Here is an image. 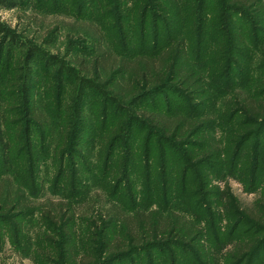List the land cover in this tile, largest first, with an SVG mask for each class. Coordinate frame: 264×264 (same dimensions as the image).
<instances>
[{"label": "rangeland", "instance_id": "1", "mask_svg": "<svg viewBox=\"0 0 264 264\" xmlns=\"http://www.w3.org/2000/svg\"><path fill=\"white\" fill-rule=\"evenodd\" d=\"M108 1L16 0V5L10 6L7 0H0V64L6 69H2V73L21 64V74L26 80L32 77L28 82V86L32 87L31 93L39 104H48V108L51 107L50 116H53L57 108L53 104V93L56 89L49 87L55 81L46 84L42 80L43 69L48 68L46 57L52 62L51 72L56 74L59 70L65 77V90L69 85L68 81L79 84V74L75 72L78 68L82 70L83 76L91 78L94 84L93 87L85 88L84 102L88 108L85 121L89 129L80 138L81 147L77 153L79 156L75 159L72 156L67 158L62 170L64 175L59 179V171L56 172V167L51 163L46 164V157L43 155L45 151L51 154L49 146L56 136V129L53 127L55 123H51L52 117L48 118L52 124L51 131L33 135V148L38 155L36 160L34 159L33 171L28 169L24 175L18 173L17 180L16 175H11L9 167L5 166L6 163L3 164L5 158L0 152V176L3 175L0 179L5 180L11 198L24 196L21 209H35L33 214L10 222L12 225L0 223V264H77L92 233L88 232L90 221H93L99 211L108 207L112 199L118 203L114 198L116 194L123 196L128 208L134 210L156 208L164 213L174 211L177 217L186 223L187 229L193 230L199 237L196 242L183 247L148 250L115 259H109V256L99 252L98 264H236L233 252L235 255L264 241V229L243 219L244 213L249 219L264 223V127L253 125L249 118L238 112L241 107L247 106L257 114L264 110V0H261L262 13L250 16L252 25L249 27L252 35L250 38L245 37V45L240 47L243 50L240 55L231 50L232 54L227 58L223 55L222 61L215 59L211 55L213 45L204 42L202 55L205 53L206 58L202 59L201 66L206 73H201L205 77L206 93L203 96L189 99L186 95L167 89L156 95L152 101H146L136 107L126 102H121L120 106L109 103L108 108L112 112L120 110L122 118L134 121L143 118L142 120L147 122L146 118H151L149 109L155 107L157 110L154 111V120L163 116L162 122L168 123L171 119L169 116L184 115L188 122L195 121L201 125L197 135L185 139L191 145L182 146L181 143L159 140L149 132L147 123L135 121L136 123L128 129L131 131L135 148L129 174L126 180L122 183L115 182V185L112 183V171L124 153L126 139L122 138L121 142L117 143L111 163L107 164L98 143L104 137L105 130H102L101 119L97 118L105 96L109 95L101 88L106 84L107 73L100 70L98 81L92 77L93 65L89 54L99 31L103 32L105 46L112 53L118 55L128 44L129 52L132 55L137 54L141 50V40L134 39L132 30H137L135 35L139 39H142V32L140 25L133 22L136 16L137 20L140 19L136 2L134 4L131 0H123L119 6L117 0H114L115 6L113 4L108 8ZM170 1L173 2H166L165 5L166 8L169 6V14L162 12L158 15V26L148 27V33L156 30L155 32L171 36L177 29L183 33V30L189 28L185 21V5L188 1ZM193 1V4H189L194 7L196 13L198 0ZM143 9L141 7V10ZM206 10L204 16L209 18L212 14L209 3ZM153 13L154 10H149V21H153ZM228 20L230 16H227ZM231 20H235L239 26L245 22L237 16ZM212 25L213 22L210 21L204 24L209 31ZM107 28L112 29L114 43L110 40ZM190 32V64L195 66L201 61L197 45L202 37H199L198 26H192ZM127 36L130 39L128 37L127 40ZM151 38L153 40L154 36ZM29 52L33 58L28 62ZM17 57L21 58V62ZM107 65V62L101 61L99 66ZM230 66L234 68L230 78L227 76L226 82V78L222 79V74L227 72L228 67L230 70ZM21 74L18 75L21 77ZM221 79L223 82L221 81L220 86L212 90L210 83ZM85 84L89 85L87 81ZM126 87L124 83H120L118 92L123 94V88ZM255 117L259 116L253 118ZM45 132L50 139L43 142L47 136ZM247 137L249 139L244 141ZM148 139H151L149 146ZM137 140L139 143L135 145ZM165 140L170 142L171 139L168 137ZM148 147H152L151 165L144 157ZM162 148L165 155L159 153ZM185 154L194 162L188 167L183 163ZM158 155L163 162L154 160ZM212 155L217 158L209 159ZM73 173H76V176ZM71 177L72 181L73 178L81 181L78 187L70 180ZM199 179L200 184L196 186ZM22 181L26 185L29 182L31 188L34 185L36 188L27 190L18 184ZM128 184H131L132 188L131 185L127 187ZM165 193L167 196H164ZM60 203L73 205L71 212L74 219L72 223L64 221L68 228L64 237L59 228L56 233L48 232L36 209L41 204L57 208ZM179 205L185 206L189 210L186 211L188 213L181 211L177 207ZM121 207L123 208L120 205ZM151 207L153 208L150 209ZM190 211L201 212L206 218H198ZM67 238L68 244L62 245ZM253 238L257 241H252ZM91 247L98 250L99 245ZM261 248L243 264H264V243ZM87 250L90 254V248ZM85 260L86 263L90 262L91 256Z\"/></svg>", "mask_w": 264, "mask_h": 264}, {"label": "trees", "instance_id": "2", "mask_svg": "<svg viewBox=\"0 0 264 264\" xmlns=\"http://www.w3.org/2000/svg\"><path fill=\"white\" fill-rule=\"evenodd\" d=\"M7 1L10 6L16 5V0ZM176 1L179 2V0ZM187 1L188 3L185 5V21L188 23L189 28L183 30V33L180 29H177V32L171 36L160 34L159 31L155 32L156 30L148 33V27L152 25L156 28L158 26L160 22L159 18H157L158 15L162 12L169 14V6L167 8L165 7L166 2L170 4L173 1L131 0L134 4L136 2L140 10V19L137 20L136 16L133 22L140 25L142 32L140 37H142V39H139V37L135 35L136 29L132 30L134 31V39L136 38L138 41L141 40L140 52L132 55L128 50L129 46L127 44L123 51L118 52V55L112 53L105 46L104 34L102 31L98 32L99 35L92 45L89 54L91 59L90 62L93 65L94 75L92 77L98 81L100 80L98 75L100 70L106 71L105 73H107L105 77L106 84L104 87L101 86V88L109 95L105 96L102 102V108H100L99 113H97V118L101 119L102 130H105L103 133L104 137L98 142L99 149L107 164L111 163L117 143L121 142L122 138L126 139L124 142V153L122 157H119L113 167V185H115V182L122 183V181L127 179L130 169L129 165L135 153L134 143L130 135L131 131H128V129L136 122L141 123L144 120H142L143 118H138L135 122L131 119L122 118L120 110L112 112L110 108H108L110 105L109 103L120 106L121 102H126L132 105V107H136L146 101H152L156 95L161 94L167 89L183 94V96L186 95V98L189 99L203 96L206 93L204 89L205 77L202 76L206 72H204V68L201 66L203 63L202 59L206 58L205 53L202 55L205 49L204 42L206 41L208 44L213 45L211 55L215 59L218 58L222 61V57L225 56V58H227L229 54H232L231 50L233 53L240 55L243 51L240 47L245 45V37L250 38L252 35V31L249 27L252 25L250 16L261 14L263 11L261 0H198L196 13H194L195 9L191 6L194 1ZM108 2V8L113 4L115 6L116 1L113 0L112 2V0H109ZM122 2L123 0H117V5L120 6ZM189 2H191V4H189ZM208 3L211 5L212 9V14L209 18L204 16L207 13L206 7ZM141 7L144 9L141 10ZM149 10H154L153 21L148 20ZM227 16H230V20L228 21ZM235 16L244 19V24H240V26L238 24L236 25V21L231 20V18ZM208 21H210V23L213 22L210 31L204 26ZM169 26L167 27L168 31L170 30ZM192 26H198L199 37H202L201 41H199L200 44L197 45V53L201 61L197 65L194 64L195 66L190 64L192 55L188 44V41L192 38L190 32ZM109 30L110 29L107 28V32L110 33V40L114 43L115 39L112 34V29ZM151 36H154L153 40ZM128 37L129 36H127V40ZM160 44L163 45L159 46ZM31 55V52H29L28 62L33 58V55ZM76 57H78V55ZM20 59L21 58L17 57L19 62H21ZM45 60L48 68L47 70L43 69L42 80H44L46 84L55 81L54 84L52 83V86L49 85V87L56 89L55 93H53L55 95L53 104L57 106V108L53 116L49 114L51 107L49 106L48 108V104H39L34 98V94L31 93L32 87L28 86V82L32 80V77L30 76L26 80L21 74V64L14 68H9L8 72L5 73H2V71L6 69L1 67L0 64V152H2V157L4 156L5 158L3 164L6 163L5 166L9 167L11 175H16V179L18 173L24 175V172H27L28 169L33 171L35 168L34 159L36 160V156H38L33 148V135L35 133L38 135V133L43 131H51V123H55L53 127L56 129V136L49 146L51 154L45 151L43 155L46 157L44 159L46 164L51 163L56 167V172L59 171V179L64 175L62 170H64L67 158L72 156L75 159L79 156L77 153L81 147L80 138L83 137L89 129L85 121L88 108H86L84 97L85 88L94 86L92 80H90L91 78L87 79L83 76L84 74H82L81 69L78 68L76 70L70 67L76 70L74 71L77 75L79 74V84L68 81L69 85L67 90H65L63 84L65 83V77L62 72L57 70L56 74L55 72L52 73L50 70V63L52 62H49L48 57H46ZM101 61L107 62L109 65L101 67L99 66ZM217 61L218 60H216L215 63H217ZM233 68L234 67L230 66L229 70L228 67L227 72L222 74V79L226 78V82L228 80L227 76L230 78ZM201 72H203V74ZM19 73L21 77L18 75ZM222 79L211 82V89L214 90V88L220 86L221 81L223 82ZM85 81H87L89 85L85 84ZM120 83H124L125 86H127L123 88V94L118 92ZM247 107H241V110L238 112L244 115L245 118H249L253 125L264 127V110L257 114L249 110H253L251 107H248L249 109ZM149 110L151 118H146L147 122L144 121V123H147V128L151 134L153 133L159 140L165 141L166 143H181L182 146L191 145L190 142L185 139L197 135L198 131L201 130V125H198L195 121L188 122L184 115L169 116V119L171 118L169 120L170 122L165 123L162 122L164 120L163 116H158L157 120H154V111L157 110L155 107ZM254 116L259 117L253 118ZM50 117H52L51 123H49L48 120ZM45 134L47 133L45 132ZM48 136L47 134L43 142L50 139ZM168 137L171 139L170 142L169 140H165V138L168 139ZM249 137L244 141L248 140ZM130 138L131 141H129V145L126 146ZM148 141L149 146L151 139H148ZM137 143H139L138 140L135 142V145H137ZM151 151L152 147H148L144 154L145 161L147 160L149 164L152 162ZM162 152L163 148L159 153ZM162 155H165V153H162ZM159 156L160 155L154 160L163 162V159ZM22 157H24V159H22ZM216 158V155L209 156V159L214 160ZM199 162L200 161H198V163ZM183 163L185 167H188L189 164H193L194 162L185 154ZM77 174L79 175L78 172ZM74 176H76V173ZM72 177L70 179L71 181ZM198 177L200 176L198 175ZM0 178H3V175L0 176ZM204 178L203 176V179ZM200 179L197 181L196 186L200 184ZM73 181L77 187L81 182L75 178H73ZM5 184V180L0 179V223L12 225L10 222L19 220L28 214H33L35 209L33 207L22 210L21 207L24 196L11 198V194ZM18 184L27 188V190L36 188L35 185L31 188L29 182H27V185L24 181ZM130 185L131 184H128L127 187ZM163 191L165 192L166 190L164 189ZM164 196H167V194ZM114 198L118 203L112 199L115 203L112 202V200L109 201L108 207L103 211H99V213L94 216L93 221H90L88 232L91 231L92 233L86 244L88 246L90 245V247L87 246V248H90L91 255L88 253L89 251L87 248H85L82 255L78 258L77 264H98L99 252L109 256V259H115L117 257L139 254L148 250H158L166 247H183L196 242L199 237L193 230L187 229L186 223H184L181 218H178L174 211L164 213L159 212L156 208L152 209L153 207L150 208L152 210H134L130 207L129 209L123 196L116 194ZM52 205L55 204L52 203ZM120 205L123 206V208H120ZM57 206V208H49L46 204H41L39 207H36V209L39 213L40 220L47 227V231L56 233L59 228L61 235L64 237V234L66 235V233H68V228L64 224V221L67 220L69 223H72L74 219V215L71 212L73 205L60 203L57 204ZM177 207L185 213L189 211L185 206L179 205ZM55 211L57 214H55ZM190 212L194 213L198 218L204 216L201 212H198L199 214L193 211ZM243 217V219L253 223V225L255 224L257 227L264 229L263 222L249 219V216L244 213ZM177 218L179 221H177ZM68 241L67 238V241L62 242V245L65 246L66 243L68 244ZM252 241H257V239L253 238ZM263 243L264 241L259 244H254L247 250L235 253V255L233 252L232 256L237 261L236 264H243L249 256H254V253L262 249L261 245H263ZM91 245H95V247L99 245L98 250L91 247ZM90 256L91 261L86 263L85 259H89Z\"/></svg>", "mask_w": 264, "mask_h": 264}]
</instances>
